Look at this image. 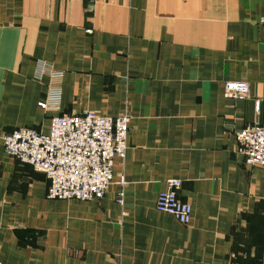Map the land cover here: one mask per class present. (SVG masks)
<instances>
[{"label": "crops", "instance_id": "1", "mask_svg": "<svg viewBox=\"0 0 264 264\" xmlns=\"http://www.w3.org/2000/svg\"><path fill=\"white\" fill-rule=\"evenodd\" d=\"M262 17L264 0H0V260L264 264V166L234 136L264 114ZM38 60L63 72L56 109L38 105L52 84ZM228 80H245L247 98L224 96ZM86 110L129 113L125 156L102 197H48L3 137ZM168 177L187 224L155 207Z\"/></svg>", "mask_w": 264, "mask_h": 264}, {"label": "built area", "instance_id": "2", "mask_svg": "<svg viewBox=\"0 0 264 264\" xmlns=\"http://www.w3.org/2000/svg\"><path fill=\"white\" fill-rule=\"evenodd\" d=\"M264 23V17L260 19ZM47 75L52 84L44 98L38 101L43 109H56L60 105L61 89L55 81L63 76L61 70L50 63L38 60L35 78ZM224 96L245 99L249 86L245 80H228L224 83ZM254 107L260 111L261 101ZM130 115L123 110L115 116L100 115L86 110L80 114H59L50 118L47 131L32 127H17L3 137L4 152L20 162L27 163L48 180L46 195L51 198L95 199L104 195L113 180L115 157H124L128 147ZM237 152L249 165L264 166V114L252 124L236 130ZM119 183L124 184L123 176ZM181 180L168 177L160 190L155 207L171 213L187 224L191 220L192 206L179 199L177 190ZM123 188L118 201L123 203ZM0 264H9L0 260Z\"/></svg>", "mask_w": 264, "mask_h": 264}]
</instances>
